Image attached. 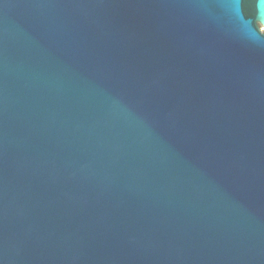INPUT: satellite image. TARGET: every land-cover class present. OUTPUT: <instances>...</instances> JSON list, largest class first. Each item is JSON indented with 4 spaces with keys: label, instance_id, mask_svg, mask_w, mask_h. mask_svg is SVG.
<instances>
[{
    "label": "water",
    "instance_id": "1",
    "mask_svg": "<svg viewBox=\"0 0 264 264\" xmlns=\"http://www.w3.org/2000/svg\"><path fill=\"white\" fill-rule=\"evenodd\" d=\"M264 0H0V264H264Z\"/></svg>",
    "mask_w": 264,
    "mask_h": 264
},
{
    "label": "rangeland",
    "instance_id": "2",
    "mask_svg": "<svg viewBox=\"0 0 264 264\" xmlns=\"http://www.w3.org/2000/svg\"><path fill=\"white\" fill-rule=\"evenodd\" d=\"M261 30H262V31H264V28H263V27H261Z\"/></svg>",
    "mask_w": 264,
    "mask_h": 264
}]
</instances>
